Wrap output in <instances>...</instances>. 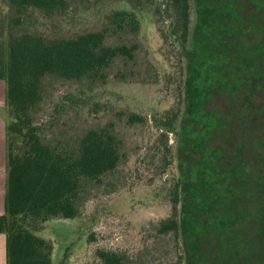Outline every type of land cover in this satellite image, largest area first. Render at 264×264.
I'll use <instances>...</instances> for the list:
<instances>
[{"label":"trees","instance_id":"obj_1","mask_svg":"<svg viewBox=\"0 0 264 264\" xmlns=\"http://www.w3.org/2000/svg\"><path fill=\"white\" fill-rule=\"evenodd\" d=\"M71 1L0 0L6 264H52L51 241L35 232L49 219L78 217L91 187L123 159L113 126L76 125L86 105L80 96L67 93L54 105L61 127L57 119L37 121L50 81L93 84L138 49L114 41L137 34L132 10L114 11L100 30L71 36L24 28L35 14L62 17ZM161 11L170 20L162 43L182 76L183 108L167 113L159 127L178 131L181 146L167 194L170 213L151 238L172 243L175 264H264V0H165ZM144 121L127 116L129 124ZM95 254L91 264H152L141 253Z\"/></svg>","mask_w":264,"mask_h":264},{"label":"rangeland","instance_id":"obj_2","mask_svg":"<svg viewBox=\"0 0 264 264\" xmlns=\"http://www.w3.org/2000/svg\"><path fill=\"white\" fill-rule=\"evenodd\" d=\"M164 7L165 0H74L62 17L45 20L35 14L32 23L28 21L24 26L48 35L71 36L100 30L106 24V16L120 10L134 11L140 22L137 34L114 38L138 46L132 61H116L104 79L93 84L50 81L45 86L46 101L37 115L38 122L53 123L57 119L61 127L64 118L54 111V105L67 93L80 96L86 105L76 125L95 129L113 126L122 141L123 153L116 171L91 187L78 217L49 219L35 232L51 241L52 264H91L97 261L98 249L124 251L129 255L141 253L143 260L152 264L176 262L170 241L155 242L151 238L156 224L170 213L167 194L176 177L175 160L181 146L178 131L159 129L167 113L182 107L178 97L182 76L167 61V49L162 43L170 21L163 17ZM120 71H124L126 78L119 77ZM3 100L0 118L5 135L8 117ZM218 102L212 100L207 108ZM130 114L145 121L129 124ZM217 142L216 136L210 140L211 144ZM168 162L171 164L166 165ZM0 179L3 194L5 169Z\"/></svg>","mask_w":264,"mask_h":264},{"label":"crops","instance_id":"obj_3","mask_svg":"<svg viewBox=\"0 0 264 264\" xmlns=\"http://www.w3.org/2000/svg\"><path fill=\"white\" fill-rule=\"evenodd\" d=\"M4 85L3 82L0 81V103L4 98ZM4 101V100H3ZM3 124L0 118V178L2 177V171L5 169V135ZM1 181V179H0ZM5 184V179H4ZM1 186H0V216L4 212V193L1 194ZM0 264H6V255H5V235L0 234Z\"/></svg>","mask_w":264,"mask_h":264}]
</instances>
